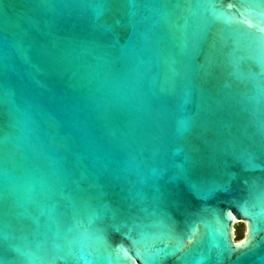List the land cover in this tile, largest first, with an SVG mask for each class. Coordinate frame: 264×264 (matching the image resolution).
<instances>
[{"label":"water","instance_id":"1","mask_svg":"<svg viewBox=\"0 0 264 264\" xmlns=\"http://www.w3.org/2000/svg\"><path fill=\"white\" fill-rule=\"evenodd\" d=\"M0 264H264V0H0Z\"/></svg>","mask_w":264,"mask_h":264},{"label":"rangeland","instance_id":"2","mask_svg":"<svg viewBox=\"0 0 264 264\" xmlns=\"http://www.w3.org/2000/svg\"><path fill=\"white\" fill-rule=\"evenodd\" d=\"M236 232H237V234L234 237V242L235 243L240 242L244 238V235L246 233V227H245V225H238V226H236L235 233Z\"/></svg>","mask_w":264,"mask_h":264},{"label":"bare ground","instance_id":"3","mask_svg":"<svg viewBox=\"0 0 264 264\" xmlns=\"http://www.w3.org/2000/svg\"><path fill=\"white\" fill-rule=\"evenodd\" d=\"M234 222H235V225H236V226H238V225H241V224H237V222H236V221H234ZM235 230H236V228H235Z\"/></svg>","mask_w":264,"mask_h":264},{"label":"trees","instance_id":"4","mask_svg":"<svg viewBox=\"0 0 264 264\" xmlns=\"http://www.w3.org/2000/svg\"><path fill=\"white\" fill-rule=\"evenodd\" d=\"M238 243V242H237Z\"/></svg>","mask_w":264,"mask_h":264}]
</instances>
